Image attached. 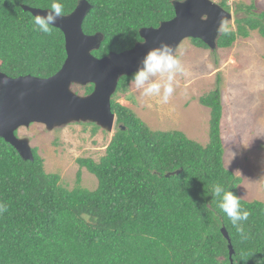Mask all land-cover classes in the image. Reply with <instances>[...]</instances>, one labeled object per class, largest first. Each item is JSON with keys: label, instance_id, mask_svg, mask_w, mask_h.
<instances>
[{"label": "trees", "instance_id": "trees-1", "mask_svg": "<svg viewBox=\"0 0 264 264\" xmlns=\"http://www.w3.org/2000/svg\"><path fill=\"white\" fill-rule=\"evenodd\" d=\"M78 1L55 0L63 15ZM87 1L91 9L82 29L103 34L92 51L101 58L141 41V28L171 19L178 0ZM53 2L0 0L1 72L45 78L60 69L66 57L63 33L56 27L50 35L33 31L34 16L22 8L50 9ZM218 4L243 16L235 19V30L220 32L217 48H229L252 31L264 38V10L254 11L253 3ZM189 40L208 49L200 39ZM131 75L119 78L111 97L115 130L103 155L78 157L72 186L45 170L36 149L33 160H23L0 138V202L8 209L0 215V264H230L222 227L234 250L232 264H264V200L239 197L242 178L224 165L218 87L198 100L210 113L208 140L201 144L180 130L151 129L120 104L119 95L131 99ZM78 89L88 94L93 86ZM83 124L91 127V136L100 129ZM83 169L95 176V187L82 186ZM215 185L231 191L249 212L244 236L218 207L219 198L211 194Z\"/></svg>", "mask_w": 264, "mask_h": 264}, {"label": "rangeland", "instance_id": "rangeland-1", "mask_svg": "<svg viewBox=\"0 0 264 264\" xmlns=\"http://www.w3.org/2000/svg\"><path fill=\"white\" fill-rule=\"evenodd\" d=\"M218 3L220 0H212ZM253 3L264 10V0H228ZM235 7V6H234ZM232 18L220 27L235 30V19L243 12L231 8ZM185 68L175 76V92L167 104L158 97H143L130 88L131 99L119 95L118 102L135 112L151 129L180 130L189 138L206 144L208 140L209 109L199 103V97L216 87L222 104L221 138L224 165L242 178L238 187L244 200H264V38L257 31L243 38L237 36L229 48H197L189 39L175 50ZM73 90L82 94L78 86ZM90 126L70 123L51 131L41 124L22 127L18 136L31 140L43 158L47 172L58 173L61 183L72 186L78 171V157L98 159L115 130H98L91 136ZM82 186H96V178L82 170Z\"/></svg>", "mask_w": 264, "mask_h": 264}, {"label": "water", "instance_id": "water-1", "mask_svg": "<svg viewBox=\"0 0 264 264\" xmlns=\"http://www.w3.org/2000/svg\"><path fill=\"white\" fill-rule=\"evenodd\" d=\"M174 16L157 27L139 30L141 41L121 52H109L101 58L92 54L104 38L96 32L86 34L82 23L91 9L87 0H79L75 8L56 20L53 27L64 36L66 57L60 69L45 78L32 75L10 77L0 71V138L13 146L23 160H33V152L26 137H17L15 131L31 124H42L51 131L70 123L91 122L106 132L115 124L111 111V97L121 76H129L148 50L163 41L177 46L184 39L197 38L209 49H215L220 27L232 18L229 11L212 0L173 1ZM25 11L46 15L49 9L22 5ZM92 84L88 94H78L73 85ZM230 264L234 253L224 227Z\"/></svg>", "mask_w": 264, "mask_h": 264}, {"label": "clouds", "instance_id": "clouds-1", "mask_svg": "<svg viewBox=\"0 0 264 264\" xmlns=\"http://www.w3.org/2000/svg\"><path fill=\"white\" fill-rule=\"evenodd\" d=\"M178 2L184 3L185 0H178ZM229 12L232 15L231 10ZM63 14L62 5L59 2H55L54 0V2L50 5V9L47 11L46 15H35L32 21L33 31L50 35L56 20L60 17H63ZM184 72L185 68L182 65L180 59L176 56L174 46L161 41L158 47H153L148 50L143 58L139 61L136 71L132 73L130 79L128 80V84L130 88L135 89L143 97H158L160 103L167 104L175 92L174 85L176 74ZM75 92L80 94L77 91ZM81 95H83V93ZM77 123L83 124V122ZM20 128L15 131V135L17 137H21L18 136V131ZM26 138L29 139L30 146L33 150L35 147L31 145L30 138ZM211 194L214 197L219 198L218 207L227 216L236 231L240 233L241 236H244L243 223L248 220L249 212L242 208L240 199L231 191H225L221 185H215L211 191ZM7 210L6 203L0 202V215H3Z\"/></svg>", "mask_w": 264, "mask_h": 264}]
</instances>
